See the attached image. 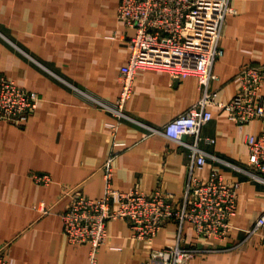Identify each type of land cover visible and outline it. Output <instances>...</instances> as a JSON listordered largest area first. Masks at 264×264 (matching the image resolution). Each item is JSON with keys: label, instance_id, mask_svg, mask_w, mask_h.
<instances>
[{"label": "crops", "instance_id": "obj_1", "mask_svg": "<svg viewBox=\"0 0 264 264\" xmlns=\"http://www.w3.org/2000/svg\"><path fill=\"white\" fill-rule=\"evenodd\" d=\"M120 0H0V72L40 96L39 106L23 124L0 125V245L9 243L10 264H88L89 244L69 242L61 212L70 200L64 187L79 185L90 196L105 188L103 165L114 158V186L151 192L161 186L182 197L189 148L151 128L161 129L185 112L202 91L195 76L175 78L168 71L141 69L125 106L131 118L118 119L97 100L113 103L121 88V68L130 56L135 29L118 16ZM221 44L225 54L214 71L219 99L229 101L238 90L237 74L246 64H264V0H232ZM264 98V84L262 88ZM202 127L200 146L207 177L218 169L228 180H239L238 209L231 236L212 240L215 247L193 264H264L259 236L246 230L264 212V183L251 179L247 135L262 124H238L217 106ZM116 124V128L112 126ZM184 139L193 140L187 135ZM228 162V163H225ZM47 172L53 180L37 183L33 174ZM46 209V210H45ZM185 243L196 239L184 228ZM108 241L98 264H160L150 260L153 249L175 240L178 227L168 222L152 239L132 236L124 219L108 223ZM223 248H228L223 250Z\"/></svg>", "mask_w": 264, "mask_h": 264}, {"label": "built area", "instance_id": "obj_2", "mask_svg": "<svg viewBox=\"0 0 264 264\" xmlns=\"http://www.w3.org/2000/svg\"><path fill=\"white\" fill-rule=\"evenodd\" d=\"M236 11L232 0H120L119 18L135 29L129 41L131 52L121 68L122 88L118 98L113 103L100 99L97 103L119 120L131 118L125 106L141 69L165 70L178 79L195 76L202 94L163 128H151L190 150L186 187L179 201L173 192L161 186L151 192L116 188L113 161L116 151L126 146L118 140L103 165L105 188L101 196L87 195L79 185L64 187V195L70 197L60 214L64 234L71 243L90 245L88 264H98L99 251L109 237L108 223L116 219L129 223L133 237L147 240H152L168 222L177 224L175 240L150 253V260L160 264H193L195 258L202 259L215 251V247L206 246L209 242L231 236L241 182L226 179L215 168L207 177L200 175L209 155L200 142H215L214 138L201 134L202 127L213 119L211 106L219 107L238 124L261 122L258 133L247 135L249 161L243 171L251 179L264 183V64H246L239 70L238 90L229 101L220 100L219 88L213 87V82L219 79L215 63L225 54L221 44L224 25ZM39 101L36 91L0 72V125L5 121L23 124ZM112 126L116 128V124ZM187 135L193 136V140L184 139ZM33 178L46 185L53 180L47 172L35 173ZM187 224L196 234L189 244L185 243ZM253 236H259L264 246V212L246 230V237L230 249L242 246ZM8 246L9 243L0 245V264H10Z\"/></svg>", "mask_w": 264, "mask_h": 264}]
</instances>
